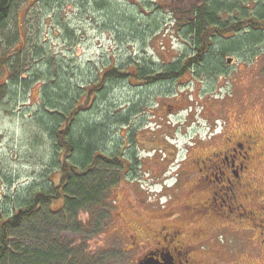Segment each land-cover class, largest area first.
I'll return each mask as SVG.
<instances>
[{"label": "rangeland", "instance_id": "rangeland-1", "mask_svg": "<svg viewBox=\"0 0 264 264\" xmlns=\"http://www.w3.org/2000/svg\"><path fill=\"white\" fill-rule=\"evenodd\" d=\"M198 1L201 0H49V3L32 0L29 7L20 1L19 11L9 21L5 35L17 27L20 29L19 48H24L23 55L29 67L20 71L24 74L19 77L28 78L36 70L41 71L39 74L45 73L46 69L41 65L32 70L41 62L34 56L40 49L41 54L46 53L49 60L61 68L63 75L55 78L54 82L62 85L61 88L68 84L79 90L92 80L97 70L105 67L126 69L128 65L139 63L162 68L186 56L191 49V40L181 31L180 16L191 4H200ZM237 1L243 2L240 4L242 9L234 15L248 16L255 12L254 0ZM64 27L68 28L70 36ZM239 38L237 36L233 40ZM4 49L2 40L0 55ZM254 49L257 52L224 56L222 73L212 79L201 73L199 76L187 73L167 87L146 89L137 87L134 82H121L110 89L105 103H97L96 110L87 120L90 124L101 121L105 124L108 118L122 116L133 105L141 104L140 112H151L154 117L149 119L159 125L156 128L152 124L151 129L142 130L141 140L145 148L164 149L168 156L166 163L174 162V165L180 163L188 143L203 136L206 128L214 122L218 129L228 122L233 131L245 130L264 141V43ZM228 59H232L231 65L227 64ZM41 86L43 81L35 83L27 91L16 89L7 81L4 87L6 93L13 92L15 96L3 100L0 108V217L11 214L25 189L44 182V172L51 171L46 165V152L36 147L37 137L32 139L30 136L34 131L31 115L36 111L35 103ZM131 119L134 122L136 117ZM113 133L114 130L110 131L112 137ZM117 134L124 135V130ZM143 149L141 147V152ZM201 152L199 149L194 153ZM142 160L148 163L144 169L150 171L142 170L136 181L131 182L129 177L121 181L107 198L109 206L104 209L110 212V217L113 212L115 215L110 228L111 218L108 216L107 227L93 233L89 213L82 211L76 219L81 224L79 233L68 231L63 234L69 248L87 254L91 264H134L129 261L130 255L119 254V239L112 229L115 226L121 233L129 231L125 225L137 218L130 208L134 198L145 199L147 206L156 203L163 165L159 159L147 161L149 158L145 155ZM174 165L171 166L173 170ZM258 173L264 192V166ZM115 174L118 175V171ZM130 175L136 176L132 169L121 174ZM58 207L59 204L54 206ZM55 235L53 231L49 237ZM62 240V236L59 237L57 245L62 244ZM225 244L221 242L223 247ZM123 248L127 250L126 246ZM257 248L241 247L240 244L227 246L224 250L229 257L220 255L218 260H208L209 263L204 264H264V253H259Z\"/></svg>", "mask_w": 264, "mask_h": 264}, {"label": "trees", "instance_id": "trees-1", "mask_svg": "<svg viewBox=\"0 0 264 264\" xmlns=\"http://www.w3.org/2000/svg\"><path fill=\"white\" fill-rule=\"evenodd\" d=\"M20 1L29 7L32 0H0V41L5 45L0 55V74L3 75L0 108L3 100L15 96L13 92H5L7 81L12 87L27 91L43 81L38 90L36 111L31 115V127L36 133L33 131L30 136L37 137L36 147L46 152V165L51 171L44 172V182L25 189L11 214L0 217V264H91L87 254L69 248L63 234L79 233L81 224L76 219L82 211H88L93 233L107 227L110 212L104 208L109 206V189L123 162L122 137L117 133L132 122L141 104L133 105L122 116L108 118L105 124L104 121L90 124L87 118L94 113L98 102H106L110 89L121 82H134L137 87L146 89L167 87L187 73L191 76L201 73L212 79L222 73L224 56L257 52L254 48L264 43V0H254L255 12L248 16L234 15L242 9L241 3L222 4L209 0L201 6L192 4L180 16L181 31L191 40L186 56L162 68L139 63L128 65L126 69L105 67L97 70L92 80L79 90L67 83L61 88L62 85L54 82L63 75L61 68L50 61L46 53L41 54L40 49L34 56L41 62L32 70L41 65L45 73L39 74L41 71L36 70L28 78L18 76L29 67L23 55L24 48H19L20 29L17 27L6 35L5 31L12 16L19 11ZM40 1L49 3V0ZM63 30L71 35L67 27ZM237 36L241 38L233 40ZM225 40L230 42L224 43ZM113 130L112 137L110 131ZM127 154L131 155L129 162L133 165L134 157L131 152ZM58 204L59 207L54 208ZM53 231L56 235L49 237ZM60 234L62 244L57 245Z\"/></svg>", "mask_w": 264, "mask_h": 264}, {"label": "flooded vegetation", "instance_id": "flooded-vegetation-1", "mask_svg": "<svg viewBox=\"0 0 264 264\" xmlns=\"http://www.w3.org/2000/svg\"><path fill=\"white\" fill-rule=\"evenodd\" d=\"M207 1L194 4L201 6ZM217 1L233 5L243 3ZM151 116L154 117L151 112H140L134 122L120 128L124 130L120 145L123 162L109 189L110 196L121 181L128 177L131 182L139 179L138 174L148 164L142 160L144 155L149 158L147 161L159 159L163 169L156 203L147 206L145 199L134 198L130 208L137 218L125 225L129 231L121 233L113 227L119 239V254L130 255L129 261L134 264H204L208 260H218L220 255L229 257L224 248L234 244L257 246L263 254L264 192L258 170L264 166V141L260 136L245 130L233 131L228 122L218 129L214 122L203 136L188 143L180 163L174 165V162L166 163L168 156L164 149L145 148L141 140L142 130L151 129L152 124L156 128L159 126L157 121L151 122ZM141 147L148 152L144 149L141 152ZM199 149L203 152L195 154ZM127 152L135 159L133 165ZM126 169H132L136 176H121ZM114 217L113 212L108 228L114 224Z\"/></svg>", "mask_w": 264, "mask_h": 264}, {"label": "water", "instance_id": "water-1", "mask_svg": "<svg viewBox=\"0 0 264 264\" xmlns=\"http://www.w3.org/2000/svg\"><path fill=\"white\" fill-rule=\"evenodd\" d=\"M227 64H231V60L230 59L227 61Z\"/></svg>", "mask_w": 264, "mask_h": 264}]
</instances>
